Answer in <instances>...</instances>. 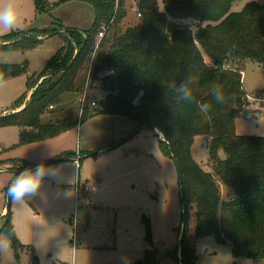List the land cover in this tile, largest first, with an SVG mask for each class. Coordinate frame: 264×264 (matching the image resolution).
I'll return each mask as SVG.
<instances>
[{"label":"trees","instance_id":"obj_1","mask_svg":"<svg viewBox=\"0 0 264 264\" xmlns=\"http://www.w3.org/2000/svg\"><path fill=\"white\" fill-rule=\"evenodd\" d=\"M34 1L39 11L50 12L54 6L49 0ZM82 1L95 10L91 29L34 31L60 34L65 45L43 71L28 75V90L12 110L24 105L44 75L55 74L39 84L22 110L1 116L0 127L18 126L22 144L58 137L100 114L128 117L139 128H157L166 139H160L165 153L175 161L174 152L182 169L187 232L195 208L194 238L213 236L218 243H230L234 257L264 258V136L239 135L235 125L249 104L243 68L248 61H259L264 68V3L252 1L235 12L238 0H163L161 11L159 0H138L140 23L123 30L127 0ZM16 35L2 36L0 42ZM34 39L18 48L36 47L41 38ZM23 40H14L12 46ZM28 73L24 63L0 64V81ZM85 75L89 87L99 83L105 96L79 118L65 109L69 100L81 96ZM198 137L206 138L218 180L193 156ZM218 181L233 190L231 200L222 198ZM4 218L0 234L9 236L16 251L24 248L10 206ZM147 231L151 242L149 226ZM181 257L185 264H196L195 247L186 236ZM160 260L153 248L134 264H160ZM32 264H39L34 250Z\"/></svg>","mask_w":264,"mask_h":264},{"label":"rangeland","instance_id":"obj_2","mask_svg":"<svg viewBox=\"0 0 264 264\" xmlns=\"http://www.w3.org/2000/svg\"><path fill=\"white\" fill-rule=\"evenodd\" d=\"M252 1L264 3V0H238L233 11H241ZM49 2L54 6L47 12L37 10L34 0H21L22 22L6 35L17 34L15 40L42 29L92 28L95 10L91 4L82 0ZM137 3L138 0H127L123 30L140 23ZM159 7L164 11L163 0H159ZM27 37L16 47L12 46L14 40L0 42L8 44L0 46V64L24 63L29 70L28 74L0 81V116L9 114L3 112L12 110L27 92L28 75L43 71L65 45L63 36L55 34L42 37L34 48H18L35 40L33 36ZM206 60L213 64L207 56ZM83 85L81 96L69 100L65 109H72L79 118L86 107H92L91 102L82 106L81 98L86 92L91 101L98 102L105 96L99 83L89 87L88 75ZM243 88L249 104L247 112L236 119V133L264 136V68L259 61H248L243 68ZM30 94L31 91L22 107L9 112L25 107ZM138 129V123L128 117L100 114L81 121L78 127L58 137L22 144L18 126L0 127V229L10 206L16 234L25 246L16 251L9 236L1 233L0 264H32V250L39 264H134L144 258L147 249L153 248L161 258L160 264H181L178 242L182 203L176 163L161 146L163 136L159 131ZM206 146V138L198 137L193 156L215 175ZM65 156L74 159L56 162ZM47 159L55 163L44 166L48 174L37 193L25 197L23 202L11 200L7 188L16 176L27 167L34 170L45 164ZM215 178L218 180L216 175ZM218 183L222 198L231 200L233 190ZM5 208L7 211L2 214ZM195 213L193 208L192 229L185 236L195 247L196 264H264V258L234 257L231 244L218 243L213 236L194 238ZM148 226L151 242L147 239Z\"/></svg>","mask_w":264,"mask_h":264},{"label":"clouds","instance_id":"obj_3","mask_svg":"<svg viewBox=\"0 0 264 264\" xmlns=\"http://www.w3.org/2000/svg\"><path fill=\"white\" fill-rule=\"evenodd\" d=\"M23 8L21 0H0V35L15 30L22 22ZM187 93L185 96L187 97ZM218 102L221 97L214 95ZM48 169L37 165L34 170L26 169L19 173L7 188V196L17 202H23L25 197L35 195L40 188Z\"/></svg>","mask_w":264,"mask_h":264},{"label":"water","instance_id":"obj_4","mask_svg":"<svg viewBox=\"0 0 264 264\" xmlns=\"http://www.w3.org/2000/svg\"><path fill=\"white\" fill-rule=\"evenodd\" d=\"M27 36H33V37H38V38H42V37H48V36H51V35H40V34H38V33H34V32H31V33H26V34H23V35H20V36H18L15 40L17 41V40H20V39H22V38H24V37H27ZM3 44V43H2ZM55 73L54 72H49V73H47L46 75H44V77L35 85V87L32 89V91H31V94H30V98H29V101L32 99V96H33V93H34V91L36 90V88L39 86V84L43 81V80H45L46 78H48V77H50V76H52V75H54ZM24 108V107H23ZM22 108V109H23ZM21 109V110H22ZM20 111V110H19ZM1 117V116H0ZM144 127H146V125H143V126H141L140 127V129H139V131L142 129V128H144ZM153 129L155 130V131H159L157 128H154L153 127ZM163 136V135H162ZM163 140H166L165 138H164V136H163V138H162ZM173 156H174V158H175V163H176V165H177V171H178V176H179V182H180V198H181V203H182V230H181V235H180V239H179V242H178V247H179V252H178V255H179V259H180V262H181V264H185L183 261H182V257H181V245H182V241H183V239H184V237H185V235H186V232H187V223H188V212H187V207H186V203H185V199H184V196H183V193H182V186H183V182H184V180H183V173H182V169H181V166H180V164H179V161H178V159L176 158V156H175V154H174V152H173ZM67 159V157H63V158H60V159H57V160H59V161H61V160H66ZM56 160V161H57Z\"/></svg>","mask_w":264,"mask_h":264},{"label":"built area","instance_id":"obj_5","mask_svg":"<svg viewBox=\"0 0 264 264\" xmlns=\"http://www.w3.org/2000/svg\"><path fill=\"white\" fill-rule=\"evenodd\" d=\"M138 15H139V17L141 16L140 13H138ZM106 30H107V27H105V28L103 29V31L99 33V37H98L99 40H102V38H103L104 35H105ZM89 102H91V104H90ZM81 103H82V106H89V104H90L92 107H94V106H97V103H98V102L95 101V100L91 101V98H89L88 93L86 92V93L83 95V97L81 98ZM87 189H88L89 191H91V189H90L89 187H87ZM87 189H86V190H87Z\"/></svg>","mask_w":264,"mask_h":264},{"label":"crops","instance_id":"obj_6","mask_svg":"<svg viewBox=\"0 0 264 264\" xmlns=\"http://www.w3.org/2000/svg\"><path fill=\"white\" fill-rule=\"evenodd\" d=\"M12 111V110H5L3 113H5V114H7V113H10V112ZM64 155V154H63ZM65 157H67V160H72V159H74V157L73 156H65ZM49 161V159H47V163L45 162V164H43V166H48V165H51V163H55V161H53V162H48ZM58 161V160H57ZM56 161V162H57ZM73 161V160H72ZM9 166H13L12 164L11 165H9ZM26 169H33V168H31V167H27ZM7 210H6V208L4 209V211L2 212V214H5V212H6Z\"/></svg>","mask_w":264,"mask_h":264}]
</instances>
